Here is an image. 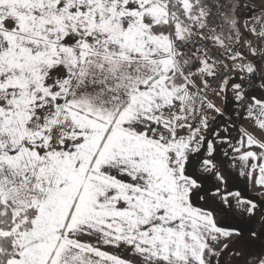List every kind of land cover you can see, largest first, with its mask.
<instances>
[{"label":"snow or ice","instance_id":"1","mask_svg":"<svg viewBox=\"0 0 264 264\" xmlns=\"http://www.w3.org/2000/svg\"><path fill=\"white\" fill-rule=\"evenodd\" d=\"M0 264H264V0H0Z\"/></svg>","mask_w":264,"mask_h":264}]
</instances>
